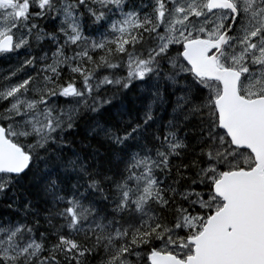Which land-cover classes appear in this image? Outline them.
<instances>
[{
    "label": "snow or ice",
    "instance_id": "1",
    "mask_svg": "<svg viewBox=\"0 0 264 264\" xmlns=\"http://www.w3.org/2000/svg\"><path fill=\"white\" fill-rule=\"evenodd\" d=\"M0 65V264H264V0H0Z\"/></svg>",
    "mask_w": 264,
    "mask_h": 264
},
{
    "label": "trees",
    "instance_id": "2",
    "mask_svg": "<svg viewBox=\"0 0 264 264\" xmlns=\"http://www.w3.org/2000/svg\"><path fill=\"white\" fill-rule=\"evenodd\" d=\"M114 104L119 105L121 103V99L117 98L113 101ZM133 103V97L129 96L128 99L125 101V104L131 105ZM77 142H79V138H77ZM75 147V145H74Z\"/></svg>",
    "mask_w": 264,
    "mask_h": 264
},
{
    "label": "rangeland",
    "instance_id": "3",
    "mask_svg": "<svg viewBox=\"0 0 264 264\" xmlns=\"http://www.w3.org/2000/svg\"><path fill=\"white\" fill-rule=\"evenodd\" d=\"M5 67V65H0V68Z\"/></svg>",
    "mask_w": 264,
    "mask_h": 264
},
{
    "label": "bare ground",
    "instance_id": "4",
    "mask_svg": "<svg viewBox=\"0 0 264 264\" xmlns=\"http://www.w3.org/2000/svg\"><path fill=\"white\" fill-rule=\"evenodd\" d=\"M6 67V66H5Z\"/></svg>",
    "mask_w": 264,
    "mask_h": 264
}]
</instances>
